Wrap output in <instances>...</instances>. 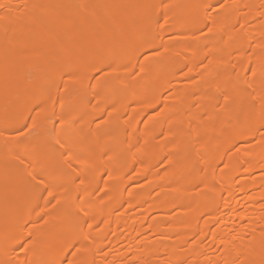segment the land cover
Wrapping results in <instances>:
<instances>
[{"label": "bare ground", "instance_id": "obj_1", "mask_svg": "<svg viewBox=\"0 0 264 264\" xmlns=\"http://www.w3.org/2000/svg\"><path fill=\"white\" fill-rule=\"evenodd\" d=\"M69 260L264 264V0H0V264Z\"/></svg>", "mask_w": 264, "mask_h": 264}, {"label": "snow or ice", "instance_id": "obj_2", "mask_svg": "<svg viewBox=\"0 0 264 264\" xmlns=\"http://www.w3.org/2000/svg\"><path fill=\"white\" fill-rule=\"evenodd\" d=\"M32 179H33V180H36V177H32ZM42 183H43V178H41V180L37 182V186H39V185L42 184ZM49 195H51V193H49ZM70 246H71V245H70ZM68 264H77V262L74 261V260H69V261H68Z\"/></svg>", "mask_w": 264, "mask_h": 264}]
</instances>
